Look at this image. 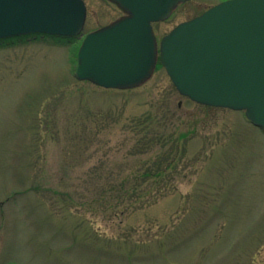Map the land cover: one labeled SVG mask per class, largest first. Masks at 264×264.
I'll use <instances>...</instances> for the list:
<instances>
[{
    "label": "rangeland",
    "instance_id": "1",
    "mask_svg": "<svg viewBox=\"0 0 264 264\" xmlns=\"http://www.w3.org/2000/svg\"><path fill=\"white\" fill-rule=\"evenodd\" d=\"M0 43V264H264V131L179 95L156 59L118 90L76 80L86 33ZM227 0H189L173 27ZM1 42V41H0Z\"/></svg>",
    "mask_w": 264,
    "mask_h": 264
},
{
    "label": "water",
    "instance_id": "2",
    "mask_svg": "<svg viewBox=\"0 0 264 264\" xmlns=\"http://www.w3.org/2000/svg\"><path fill=\"white\" fill-rule=\"evenodd\" d=\"M126 16L88 33L74 76L104 89L147 81L160 63L177 92L210 107L244 111L264 130V0H227L182 22L157 45L152 24L189 0H110ZM82 0H0V39L29 34L79 37Z\"/></svg>",
    "mask_w": 264,
    "mask_h": 264
},
{
    "label": "flooded vegetation",
    "instance_id": "3",
    "mask_svg": "<svg viewBox=\"0 0 264 264\" xmlns=\"http://www.w3.org/2000/svg\"><path fill=\"white\" fill-rule=\"evenodd\" d=\"M106 1H108V2H110V3H112V4H114V5H117L116 3H114V2H112V1H110V0H106ZM14 39H17V38H14ZM7 40H9V41H7ZM10 40H13V39H6V40H0L1 42L0 43H4V42H11Z\"/></svg>",
    "mask_w": 264,
    "mask_h": 264
}]
</instances>
